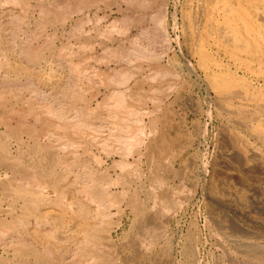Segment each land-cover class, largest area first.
<instances>
[{
  "label": "rangeland",
  "instance_id": "rangeland-1",
  "mask_svg": "<svg viewBox=\"0 0 264 264\" xmlns=\"http://www.w3.org/2000/svg\"><path fill=\"white\" fill-rule=\"evenodd\" d=\"M217 3L0 0V264H264V62Z\"/></svg>",
  "mask_w": 264,
  "mask_h": 264
},
{
  "label": "bare ground",
  "instance_id": "bare-ground-1",
  "mask_svg": "<svg viewBox=\"0 0 264 264\" xmlns=\"http://www.w3.org/2000/svg\"><path fill=\"white\" fill-rule=\"evenodd\" d=\"M217 2H219L218 5V12L220 13V16L222 17V26L221 28L223 29L221 32H224V30L226 28H230L232 27V19L236 16H240L244 13V9L242 7H240L239 5L236 4V0H216ZM240 1V0H239ZM249 1H253V0H249ZM248 0L246 2H249ZM257 1V0H256ZM238 2V1H237ZM243 2V1H242ZM150 3V2H149ZM232 3H234V6H232ZM262 3V2H259ZM132 4V3H131ZM130 4V5H131ZM250 6V5H249ZM262 5H256L257 10H259L261 8ZM264 6V5H263ZM262 6V7H263ZM139 7V5H138ZM143 7V6H142ZM148 6H146L147 9ZM210 7V6H209ZM245 7V6H244ZM137 8V7H136ZM252 8V7H251ZM201 10V9H200ZM210 11H207L205 13V17L207 20V29H212L215 26L213 25L214 22L212 21L211 16L213 17V11L212 8L209 9ZM214 10V9H213ZM253 10V9H252ZM204 11V10H203ZM203 11L201 13H203ZM216 11V10H215ZM247 11V10H246ZM200 12V11H199ZM248 12V11H247ZM264 12V10H263ZM252 13V12H251ZM247 15V14H246ZM256 16V15H255ZM131 17V16H130ZM139 17V16H138ZM201 17V16H200ZM220 17V19H221ZM199 18V17H198ZM238 18V17H237ZM248 18V17H247ZM136 19V18H135ZM239 19V18H238ZM198 20V19H197ZM203 20V19H202ZM244 20V18H243ZM254 20V19H253ZM262 20V19H261ZM264 20V19H263ZM130 21V20H129ZM136 21V20H135ZM236 21V20H235ZM205 22V21H203ZM202 22V23H203ZM221 22V21H220ZM240 22V20H239ZM263 22V21H262ZM136 23V22H135ZM199 23V21H198ZM129 24V23H128ZM138 24V23H137ZM202 25V24H201ZM206 25V24H204ZM203 25V26H204ZM245 25V23H244ZM131 26V25H130ZM260 22H253L252 24H250V26L245 25L244 28L246 30H248V32H250L251 37L247 36L244 37L241 36L238 32L236 27H232V30H234V41L236 44H238L239 46L243 47L245 52L247 54L250 55V57H254L257 60H259L260 62H264V34L261 33L260 31ZM206 28V27H205ZM204 28V29H205ZM203 29V27H202ZM219 29V28H218ZM264 29V27H263ZM205 31V30H204ZM204 31H203V35H204ZM208 31V30H207ZM207 31H205L206 36L205 38L208 36L207 35ZM229 31V30H228ZM226 31V32H228ZM264 31V30H263ZM230 32L232 33V31L230 30ZM211 33V32H210ZM246 33V32H245ZM230 34V33H229ZM243 35V34H242ZM232 36V35H231ZM202 40V39H201ZM206 40V39H205ZM208 43V42H207ZM210 43V42H209ZM212 43V42H211ZM204 44V43H203ZM234 45V44H233ZM219 46V45H218ZM234 47V46H233ZM243 48H239V49H243ZM202 53V52H201ZM205 55V54H204ZM202 56V55H201ZM249 57V58H250ZM262 65V64H261ZM263 66V65H262ZM235 67V66H234ZM208 72V71H207ZM248 76V75H247ZM237 77V76H236ZM253 77V76H252ZM236 80V79H235ZM220 84V83H219ZM222 86H229L227 84V82L222 81L221 83ZM232 90V89H231ZM240 90V89H239ZM238 90V91H239ZM222 93V92H221ZM258 127V126H257ZM158 145V144H157ZM165 151V150H164ZM109 185V184H108ZM128 185V184H127ZM134 190V189H133ZM140 190V189H139ZM128 201V200H127ZM129 208V207H128ZM63 209V208H62ZM151 225V224H150ZM146 228V227H145ZM149 228V227H148ZM150 231V230H149ZM101 236V235H100ZM106 236V235H105ZM85 248V247H84ZM101 249V248H100ZM103 251V250H102ZM116 253V252H115ZM104 258V257H103ZM254 260V259H253ZM128 263V262H127Z\"/></svg>",
  "mask_w": 264,
  "mask_h": 264
}]
</instances>
